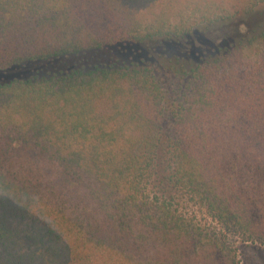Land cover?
<instances>
[{
    "label": "trees",
    "instance_id": "1",
    "mask_svg": "<svg viewBox=\"0 0 264 264\" xmlns=\"http://www.w3.org/2000/svg\"><path fill=\"white\" fill-rule=\"evenodd\" d=\"M208 35L196 59L0 81V264H241L233 239L264 246V0H0V72Z\"/></svg>",
    "mask_w": 264,
    "mask_h": 264
},
{
    "label": "rangeland",
    "instance_id": "2",
    "mask_svg": "<svg viewBox=\"0 0 264 264\" xmlns=\"http://www.w3.org/2000/svg\"><path fill=\"white\" fill-rule=\"evenodd\" d=\"M215 36L216 35L209 36V38H203L192 45L183 44L178 47L174 45L154 46L151 49L155 47L156 49L154 51L150 49V52H147V50L142 47L132 44H121L103 50H92L79 55H72L47 62H37L14 67L7 71L0 72V81H9L14 78H26L35 75L49 76L75 68L90 69L95 66L103 65H128L132 62L139 61L141 58L147 59L148 56L153 59H160L164 56L169 58L178 55L182 58H187L191 55L192 58L196 59L198 58L199 53H201L199 48L203 50L202 45L205 44V42L207 43L206 39L210 40ZM218 36H224V32H219ZM233 240L238 243V258L241 264H264L263 245L243 243L240 242L239 239Z\"/></svg>",
    "mask_w": 264,
    "mask_h": 264
}]
</instances>
